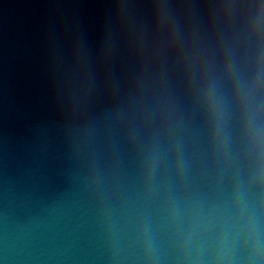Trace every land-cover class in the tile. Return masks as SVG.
<instances>
[{
  "label": "clouds",
  "instance_id": "9594fccd",
  "mask_svg": "<svg viewBox=\"0 0 264 264\" xmlns=\"http://www.w3.org/2000/svg\"><path fill=\"white\" fill-rule=\"evenodd\" d=\"M224 7L219 61L188 50L186 103L142 79L66 122L61 184L38 160L0 176V264H264V0Z\"/></svg>",
  "mask_w": 264,
  "mask_h": 264
},
{
  "label": "water",
  "instance_id": "95a60500",
  "mask_svg": "<svg viewBox=\"0 0 264 264\" xmlns=\"http://www.w3.org/2000/svg\"><path fill=\"white\" fill-rule=\"evenodd\" d=\"M226 2L0 0V176L38 160L61 184L66 122L103 115L142 79L162 73L186 103L188 50L199 47L219 61ZM159 3L173 14L164 25ZM85 79L91 93L74 113Z\"/></svg>",
  "mask_w": 264,
  "mask_h": 264
}]
</instances>
